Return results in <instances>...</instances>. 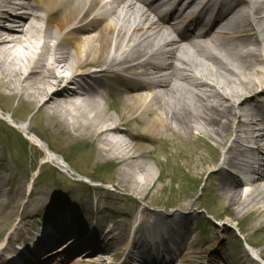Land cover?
Returning a JSON list of instances; mask_svg holds the SVG:
<instances>
[{
  "label": "bare ground",
  "instance_id": "6f19581e",
  "mask_svg": "<svg viewBox=\"0 0 264 264\" xmlns=\"http://www.w3.org/2000/svg\"><path fill=\"white\" fill-rule=\"evenodd\" d=\"M165 26L177 31L178 41L163 36ZM184 44L201 59L190 56ZM1 88L7 92L0 94V120L42 150L43 162L76 175L30 123L16 121L3 108L13 97L26 111L39 109L40 120L74 138L91 139V163L117 165L110 177L142 199L157 180L154 141L161 139L167 147L164 163L174 172L178 162L192 164L200 147L196 142L211 147L209 139L214 141L210 163L198 159L200 174L220 176L232 227L248 220L252 230H264V190H259L264 163L253 146L264 132V0H0ZM112 91L120 96L114 114L106 103ZM130 122L141 124L142 133L125 129ZM241 184L249 188L239 193ZM23 194L21 187L13 206ZM68 210L48 217L37 230L35 218L28 220L23 210L14 227L18 236L9 246L0 244V264H39L59 252L63 244L48 245L68 233L73 237L68 242L91 246L66 264H110L101 250L126 235L115 223L104 234L92 213L71 220L75 214ZM142 215L141 228L148 234L134 231L120 251L125 255L121 264L134 256L165 263L188 231L179 212L171 219L153 212L151 221L143 210ZM229 224L219 226L217 239L198 250L201 264H211L208 259L228 241L222 229H231ZM249 240L252 249L242 250L240 259L231 241L229 257L217 254L215 264L264 261V249H254L258 242Z\"/></svg>",
  "mask_w": 264,
  "mask_h": 264
},
{
  "label": "rangeland",
  "instance_id": "374dc122",
  "mask_svg": "<svg viewBox=\"0 0 264 264\" xmlns=\"http://www.w3.org/2000/svg\"><path fill=\"white\" fill-rule=\"evenodd\" d=\"M3 92L6 93L7 90L1 88L0 94L4 95ZM119 102L120 96L115 91L110 92L106 98L109 113L118 111ZM19 104L18 97H13L9 107L2 105L16 121L30 123L31 130L48 144L53 152L61 155L76 175L71 176L59 166L43 162L42 150L31 146L19 131L0 120V159L5 161V166L0 168V202H7L5 206H0V244L9 246L13 238L18 236L14 227L23 210L29 212L28 220L35 218L33 228L37 230L48 217L69 209L70 214H75L71 220L78 221L92 213V221H101L104 225V234L111 229L112 223L117 224L121 234L126 235L125 240L116 239L110 244H105L101 253H104L102 255L110 264H121L125 255L120 251L126 242H130L134 231L138 230L135 232L137 235L148 234L141 228L144 216L142 210L146 215L145 219L150 221L153 219L150 215L153 212L164 214L166 219H171L172 213L179 212L185 218L188 231L177 239L182 245L178 258H174L173 263L201 264V254L198 250L202 251L205 243L217 239L221 232L219 226L233 222L225 213L227 204L222 201L220 176L203 177L200 174L203 163L198 159L203 158L210 163L211 148L216 146L214 141L209 139L211 147L203 142H196L200 146L198 155L194 157L192 164L178 162L176 173L174 169L165 166L167 155L164 153L167 147L162 145L161 139L154 141L152 153L155 156L157 180L146 192V199H142V195L119 187V181L110 177L111 171L117 168V165L102 166L91 163L88 158L91 139L74 138L66 131L51 125L46 119L40 120L42 112L39 114V109L26 111ZM125 129H130L134 134L142 133V125L133 122ZM21 187H24V194L16 207L13 206L16 204L15 195ZM230 227L231 229H222L228 241L223 242V247L217 252L219 257H229L231 250L228 244L231 241L235 242L239 259L242 250L252 249L246 243L247 239L253 243L258 242L254 249H264V230H252L248 220L240 226L236 224V227ZM118 232L114 231L113 235ZM70 236L67 234L53 244H60ZM8 238L10 239L7 241ZM183 254L187 257H183ZM217 254L208 259L211 264L216 263ZM137 259L134 256L127 264H135ZM226 259L222 258L228 261ZM258 263L264 264V261L258 259Z\"/></svg>",
  "mask_w": 264,
  "mask_h": 264
}]
</instances>
